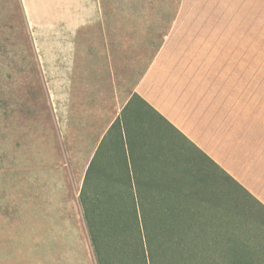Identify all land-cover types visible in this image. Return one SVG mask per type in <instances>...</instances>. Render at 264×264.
<instances>
[{
  "label": "crops",
  "instance_id": "obj_1",
  "mask_svg": "<svg viewBox=\"0 0 264 264\" xmlns=\"http://www.w3.org/2000/svg\"><path fill=\"white\" fill-rule=\"evenodd\" d=\"M22 4L95 250L137 229L168 235V222L227 238L234 221L264 220L263 45L238 85L217 53L108 36L99 0Z\"/></svg>",
  "mask_w": 264,
  "mask_h": 264
},
{
  "label": "rangeland",
  "instance_id": "obj_2",
  "mask_svg": "<svg viewBox=\"0 0 264 264\" xmlns=\"http://www.w3.org/2000/svg\"><path fill=\"white\" fill-rule=\"evenodd\" d=\"M99 1L108 36L149 39L137 48L166 42L178 51L217 53L234 84L242 62L255 68L258 44L264 46V0ZM66 177L22 0H0V264H264V220L234 221L227 238L203 235L209 222L188 221L190 235L182 237L137 229L104 238L107 253L100 254Z\"/></svg>",
  "mask_w": 264,
  "mask_h": 264
},
{
  "label": "trees",
  "instance_id": "obj_3",
  "mask_svg": "<svg viewBox=\"0 0 264 264\" xmlns=\"http://www.w3.org/2000/svg\"><path fill=\"white\" fill-rule=\"evenodd\" d=\"M178 223L179 222H176V227L173 226V225H172V227L171 226L169 227V223H168V227H167L168 230L165 231V232H168V235H165V236H175V235H173V233H179V232H181L179 230H182V228L180 229ZM151 236L160 237V236H164V235H161L160 233H155L154 232V234H152ZM177 237H182V236H178L177 235Z\"/></svg>",
  "mask_w": 264,
  "mask_h": 264
}]
</instances>
